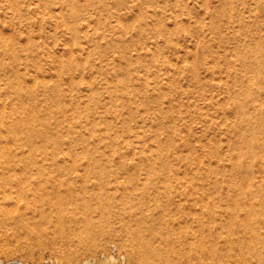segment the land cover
Returning a JSON list of instances; mask_svg holds the SVG:
<instances>
[{
  "label": "rangeland",
  "instance_id": "obj_1",
  "mask_svg": "<svg viewBox=\"0 0 264 264\" xmlns=\"http://www.w3.org/2000/svg\"><path fill=\"white\" fill-rule=\"evenodd\" d=\"M44 1L0 0V34L5 36L0 38L4 40L0 43V110L9 113L14 106H24L28 110L37 107V116H40L53 107L57 113L50 112L46 121L40 117V121L34 123L51 134V138L53 133L54 138L59 135L55 138L59 142L50 139L51 143L41 136L34 138L38 151L33 150L34 157H28L29 160L26 156L30 152L28 145L17 144L5 128L1 133L2 141L12 144L8 143L17 153H14L17 160L26 158V162L16 160L19 163L13 166L0 167V172L6 169L0 176H14L9 178L11 182L0 179V193L6 190L13 196L6 197V201L0 200V264L14 261L83 264L85 260L92 264H150L151 255L146 246L121 231L122 226H134L133 229L155 226L164 232L170 229L175 241L178 238L182 241L199 239L196 233L213 228L218 236L221 234L219 240L224 244L221 240L225 237L221 236H234V226H230L231 230L224 224L228 218L224 215L225 208L218 211L219 203L225 206L232 197H238V186L246 185L248 179L246 163L240 164V168L230 164V157L242 144L238 130L231 124L237 118L232 100L243 88L241 82H233L230 62L233 51L238 48L245 50L258 40H262L264 46V0H99V3L104 2L103 7L102 3L95 5L97 0H76L84 17L78 24L79 36L64 25L69 12L66 4L71 1L53 0L49 7ZM90 38H95L96 42ZM5 39L6 44L15 46L18 52L11 50V54ZM112 46L117 52L121 50L119 46L123 47L120 55ZM148 49H153L149 51L151 55ZM157 49L162 54L160 57ZM71 50L75 55H71ZM153 52L159 57L158 61L154 60ZM68 61L79 64L73 67V73L68 70L67 66L71 64ZM112 63L121 66L119 73ZM240 65H237L238 71L245 73L247 68ZM127 68L131 70L130 75ZM15 80L22 91L16 87L10 89L8 82ZM109 83L114 88L117 84V88L123 90L117 91L122 92L121 99L115 95V89H107ZM92 92L99 96V103L94 104L90 97ZM252 96L259 99L255 103L263 110L257 116L264 121V74L260 77L259 91ZM59 97L62 100L60 109L57 105ZM86 105L92 110L88 119L83 115L81 121L74 122L71 118L74 108L84 109ZM111 105L116 112L108 111ZM107 121L113 126L112 134L117 133L120 137L114 144L117 146L113 150L115 153L107 144L108 139L98 141L87 134L89 122H101L104 126ZM73 130L75 134H87L89 140L85 137L86 143H74ZM100 133L105 134L104 131ZM156 142L166 146L160 154L153 148ZM150 149L158 156L155 164L142 159L141 150L152 154ZM77 152L86 158L81 155L80 159L76 158ZM92 153L96 156L114 153L115 159L95 161L89 158ZM119 154L124 155L122 161L117 158ZM263 158L264 154L259 152L253 159L254 180L258 185L263 183L260 189L254 188L257 191L254 190L253 196L264 193ZM220 189L228 193H221ZM242 197V202L247 200L246 196ZM207 203L218 205L219 214L212 213L216 217L209 218L212 215L204 213L203 205ZM197 216L209 219L210 226H199ZM62 226L82 227L74 236ZM233 245V249L244 247L241 248L242 254L244 252L242 264H264L263 246L250 249L246 242L238 245L236 241Z\"/></svg>",
  "mask_w": 264,
  "mask_h": 264
},
{
  "label": "bare ground",
  "instance_id": "obj_2",
  "mask_svg": "<svg viewBox=\"0 0 264 264\" xmlns=\"http://www.w3.org/2000/svg\"><path fill=\"white\" fill-rule=\"evenodd\" d=\"M52 1L53 0H45L44 4L49 7L51 4H52ZM67 1H71L69 4H66L68 6L67 9H69L68 11L67 10H64L66 12H68V17L66 18V22H65V27L67 28V30L69 29L73 34L77 35L79 33V29H80V25L79 24V21L81 19H83L84 17H82V14H81V9H79V5H77L76 3V0H67ZM78 1V0H77ZM80 1V0H79ZM84 1V0H82ZM102 1V0H100ZM105 1V0H103ZM118 1V0H116ZM121 1V0H120ZM85 2H89V0H86ZM84 2V3H85ZM93 2V1H92ZM98 2V4H97ZM96 4L95 5H100V2L99 3V0H97ZM119 2V1H118ZM255 2V1H254ZM54 3V2H53ZM65 3V2H64ZM81 3V2H80ZM104 3V2H103ZM103 3L100 5L101 7H103ZM256 3V2H255ZM83 4V3H82ZM88 4V3H87ZM90 4L92 5L91 1H90ZM106 4V2H105ZM45 6V7H46ZM66 6V7H67ZM86 6V4L84 5V7ZM90 6V5H89ZM232 5H231V8H230V14L232 15L233 13V9H232ZM66 9V8H65ZM225 9V8H224ZM232 9V10H231ZM156 13H158L157 10H155ZM63 13V11H61ZM67 15V14H66ZM62 17V16H61ZM63 17L65 18V14L63 13ZM62 17V18H63ZM101 18V17H100ZM68 19V21H67ZM86 19V18H85ZM120 20V19H119ZM64 21V20H63ZM89 21V20H88ZM98 21V20H97ZM100 21V20H99ZM122 21V20H121ZM142 21V20H141ZM159 21V20H158ZM139 22V20H138ZM88 23V22H87ZM84 24V23H83ZM141 24V23H140ZM120 25V24H119ZM122 25V23H121ZM120 25V26H121ZM142 25V24H141ZM124 24L121 26L123 27ZM158 26V25H157ZM120 27V28H121ZM126 27V26H125ZM124 27V28H125ZM141 27V26H140ZM147 27V26H146ZM160 27V26H159ZM242 27V26H241ZM145 28V27H142V29ZM122 29V28H121ZM141 29V28H140ZM160 29V28H159ZM158 29V30H159ZM85 30V29H84ZM157 30V29H156ZM142 31V30H141ZM147 31V30H146ZM89 32V31H88ZM87 32V33H88ZM70 33V32H69ZM156 33V32H155ZM162 33H163V30H162ZM161 33V34H162ZM165 33V32H164ZM72 34V35H73ZM102 34V33H101ZM80 34H78L79 36ZM86 35V34H85ZM98 35V33H97ZM104 35V34H102ZM102 35H99L102 37ZM251 35V34H250ZM4 36V35H3ZM3 36L0 34V38H3ZM77 36V37H78ZM90 36V35H89ZM88 36V37H89ZM92 36V35H91ZM90 36V37H91ZM98 36V37H99ZM5 37V36H4ZM86 36V38H88ZM93 38V37H92ZM97 38V37H96ZM103 38V37H102ZM89 39V38H88ZM91 39V38H90ZM95 39V38H94ZM93 39V40H94ZM92 40V39H91ZM92 40V41H93ZM1 41H4L3 39L0 40V43ZM6 41V39H5ZM95 42H96V39H95ZM109 42V41H108ZM5 44L7 43L4 42ZM4 43H2L4 45ZM77 45L79 46V42H76ZM74 43V44H76ZM98 43H100V41H98ZM98 43H95L96 46H98L99 44ZM98 44V45H97ZM102 44V42H101ZM100 44V46H101ZM109 44V43H108ZM121 44V43H120ZM2 45V46H3ZM7 47L8 44H6ZM76 45V46H77ZM82 45V44H81ZM95 45L93 47H95ZM1 46V45H0ZM99 46V48H100ZM118 46V45H117ZM113 47V46H112ZM250 48H247V49H241V48H238L236 49L235 51H233L232 53V57H231V66L233 67L232 69V73L231 75H233L232 79H233V82H241V86L243 87L242 89H240V91H238V94L233 98L232 100V105H233V110L235 111V113L237 114V118L235 120L232 121V126L235 127V130H238L239 132V135H240V139H239V143H242L240 148L238 149V151L235 153L234 156H231V163L233 166H238L240 168V164H243V163H246V166L248 167V179L247 180V183L246 185H241V186H238V197L236 198H233L232 197V201H230V199H228L230 201V203L228 202V204H226L225 206L222 204L219 203L220 206L218 205H209L208 203L203 205V210L206 211L204 213H209L211 214L212 216H209L210 217H214L215 215L213 214H216L218 211L220 212V208H225V213L224 215L227 216V221L226 223H224L226 226H229V228L232 231V237H230V235L228 236V234L224 235V236H221V237H225V240H221V241H224V244H222V242H220L219 240V235L218 236V232L217 230L215 231L213 228L212 229H209L208 231L206 229L203 230L204 226H210L211 224V221H208L206 219H201L199 220L198 219V222H199V226H203V228H201V230H203L204 233H202L201 231V234L199 235L198 233L197 236H199V239L198 238H195L196 240H189L187 241L186 240H181V238H178V242L175 241L174 237L172 236L171 232H170V229L167 230V232H164V231H161V228H160V231L158 230L157 227L155 226H144L143 228L142 227H138V229H133L134 226H122V230L121 231H124L129 237H131L132 239H136L138 241H141L145 246H146V249L150 252V255H151V258L148 259V262L150 264H242L243 261H241L242 259V251H241V248H244V247H240V246H237V247H240V248H237L234 247L233 245V242H238V245L240 242H246L248 244L247 247H249L250 249L251 248H255L256 247L258 248L259 246H263L264 247V193H260V194H257V195H252L253 192L255 194V191L256 187H258L259 189L261 187H263V183L260 182L261 184L258 185L257 183L258 182H255L256 180H254V177L256 176H253V172H252V166L253 165V159L254 157L259 153V152H262L264 154V121L262 120V118L258 117L257 115L260 114L258 113L259 111H262L263 108H260L259 105L257 103H255L256 101H259V99H255L252 94L256 93L257 91H259V88H260V77L264 74V46H263V43H262V40L261 41H256L254 44L250 45L249 46ZM98 48V49H99ZM119 48H122L123 47H120ZM118 48V49H119ZM5 49V48H4ZM11 52H16L17 49L15 46H10L8 48ZM79 49V48H78ZM80 49H81V46H80ZM96 49V47L94 48V50ZM113 49L115 50L116 49V52H117V48L116 47H113ZM6 50V49H5ZM8 50V51H9ZM16 50V51H15ZM75 50V49H73ZM73 50H71L70 52H72L71 55H75ZM84 50V48L82 49ZM121 50L119 52H121ZM150 50H153V49H150ZM148 49V52L150 51ZM126 51V50H125ZM158 51V49H157ZM11 52V54H12ZM18 52V51H17ZM119 52H117L119 54ZM155 52V51H154ZM153 52V55L156 59H154L155 61H158V58L160 57L161 52L158 53L157 55H159V57L157 58L155 55L156 53ZM49 53V52H48ZM15 54V53H14ZM145 56L146 54H148L147 52L144 53ZM149 54L151 55V52H149ZM20 55V54H19ZM120 55V54H119ZM126 55V54H125ZM152 55V56H153ZM16 56V55H15ZM14 56V57H15ZM144 56V57H145ZM149 56V55H148ZM146 56V57H148ZM17 57V56H16ZM74 57V56H73ZM121 57V56H120ZM151 57V56H150ZM70 58V56H69ZM153 58V57H152ZM80 59V58H79ZM81 60V59H80ZM79 61V60H78ZM69 62V61H68ZM77 62V61H76ZM73 63V62H69L71 63L70 65H68V70H70L72 73H73V70H74V66H76L77 64ZM62 63V62H61ZM79 63V62H78ZM81 63V62H80ZM115 63V62H114ZM112 63V67L116 64ZM41 64V62H40ZM39 64V65H40ZM241 64V65H240ZM38 65V66H39ZM63 65L62 64V68H63ZM79 65V64H78ZM77 65V66H78ZM81 65V64H80ZM146 65V64H145ZM237 65L239 66H245L247 69H246V72L243 73L242 71H238L237 69ZM41 66V65H40ZM66 67V69H67ZM74 67V68H73ZM121 66H114V68L118 71V68H120ZM42 67H40L41 69ZM61 68V67H60ZM78 69V68H77ZM242 69V68H241ZM42 70V69H41ZM81 70V69H80ZM127 73H129V75L131 74V70L130 68H127ZM243 70V69H242ZM63 71V70H61ZM69 71V72H70ZM16 72V71H15ZM59 72V71H58ZM57 72V73H58ZM75 72V71H74ZM62 74V72H60ZM119 73V71H118ZM70 74L71 76V73H68V75ZM120 74L122 75V68H121V71H120ZM17 75V73H16ZM21 75V74H20ZM59 75V74H58ZM117 75V74H116ZM124 75V74H123ZM63 77V76H62ZM73 77V76H72ZM14 78V77H13ZM22 78V77H21ZM24 78V77H23ZM75 78V77H74ZM74 78H72V80L74 81ZM119 78V77H118ZM37 79V78H36ZM70 79V78H69ZM65 80V79H64ZM79 80V79H78ZM80 80H83V78H80ZM79 80V81H80ZM125 80V79H123ZM16 82H8V85H10V89H12V87H16V88H20V91H22V88L21 86H18L19 84L17 83L18 80H15ZM37 81V80H36ZM40 81V80H39ZM37 81V82H39ZM76 81V80H75ZM79 81L77 83H79ZM90 81V80H89ZM119 81L122 83V77L119 79ZM130 81V80H129ZM6 82V83H7ZM22 82V81H21ZM42 83V81H40ZM71 82V80L69 81ZM81 82V81H80ZM36 83V82H34ZM93 84V82H91ZM159 83V82H158ZM40 84V83H39ZM51 84V83H50ZM57 84V83H55ZM60 84V83H59ZM72 84V83H71ZM115 84V83H114ZM236 84V83H235ZM43 85V84H42ZM48 85V84H47ZM77 85V84H76ZM80 85V84H79ZM33 86V85H32ZM32 86H30L32 88ZM37 86V85H36ZM44 86V85H43ZM58 86V85H57ZM56 86V87H57ZM72 86V85H71ZM34 87V86H33ZM40 87V86H39ZM55 87V88H56ZM60 87V86H58ZM62 87V86H61ZM93 87V85H92ZM115 86L111 85L109 83V85H107V89L112 91V88L115 89V95L118 97V98H122V92L118 93L117 91H123V90H120L119 88H117V84H116V88H114ZM28 88V87H27ZM35 88V87H34ZM43 88V87H42ZM75 88V87H74ZM121 88V87H120ZM25 89V88H23ZM47 89V88H46ZM49 89V88H48ZM48 91V90H47ZM24 92V91H23ZM26 92V91H25ZM30 92V91H29ZM37 92V91H36ZM54 92V91H53ZM56 93V92H55ZM61 93V92H60ZM58 93L60 96L62 94ZM1 94V93H0ZM21 94V93H20ZM126 94H129V93H126ZM36 95V94H34ZM91 95V96H90ZM89 96L94 100V104L95 102H98L100 100L99 96L95 93V92H92ZM235 95V94H234ZM24 96V95H23ZM22 96V97H23ZM46 96V94H45ZM55 96V95H54ZM63 96V95H62ZM260 96V95H258ZM48 97H51V96H48ZM58 97V96H57ZM56 97V98H57ZM67 97V96H66ZM71 97V96H70ZM21 98V97H20ZM29 98V97H28ZM60 98V97H59ZM63 98V97H62ZM90 98V99H91ZM25 99V98H24ZM33 99V98H32ZM51 99V98H50ZM53 99V98H52ZM91 99V100H92ZM115 99V97H114ZM1 100H4V99H1ZM19 100V99H18ZM116 100V99H115ZM55 101V100H54ZM53 101V103H55ZM122 102V101H121ZM41 103V102H40ZM66 103V102H64ZM99 103V102H98ZM116 103V102H114ZM6 104V103H5ZM56 104V103H55ZM52 105V104H51ZM57 105L59 106V109L61 108L62 106V100L60 98V100L57 101ZM65 105V104H64ZM75 105V104H74ZM79 105V104H78ZM50 106V105H48ZM70 106V105H69ZM231 106V105H230ZM116 107H117V104H116ZM27 107H24V106H21V107H17V106H14V107H11L10 110H9V113H7L6 111H2L0 110V167H7L8 165H14L16 163H19L21 161L24 162L26 160V158H20L19 160H17V155H15L14 153L16 152H13L12 151V147L11 145H9L8 143H5L4 141H2V132H4V128L5 130H7L8 132H10V134L13 135V138L15 139L16 143L17 144H20V145H28L30 150L27 158L32 156L33 154H31V152L33 150H37V147L35 145L36 142L34 143V138H36L37 136H41L42 139L46 140V141H50L51 143V140L54 141V139L56 137H58L57 135H55L56 137L54 138V133L52 134L53 138L50 137V135L47 134V131L44 130V129H41L40 127H37L36 124L34 123V121H38L39 119H41L40 117H42V121L44 119V121H46V117L49 115V113L53 112L54 109L53 107H51L50 111L48 110V113L47 114H40V116H37L39 115V111L37 110V107L35 108H31L28 110H26ZM54 108H57V107H54ZM63 108V107H62ZM69 108V107H68ZM80 108V107H79ZM91 106H85L84 109L80 108L79 110L76 108H74L75 110L72 111V120L75 122V121H81V118L83 115L87 116L92 113V110H90ZM108 107H106L107 109ZM59 109H57L59 111ZM109 109V110H108ZM107 110L111 112H116L117 109L114 108V106H109ZM63 112H66V110H63L61 109ZM106 110V111H107ZM42 111V110H41ZM46 111V110H45ZM56 111V110H55ZM54 111V112H55ZM69 111V110H68ZM91 111V112H90ZM61 112V111H60ZM62 112V114H63ZM44 113V112H43ZM46 113V112H45ZM57 113V111L55 112ZM68 113V112H67ZM121 113V112H120ZM160 113V112H159ZM158 113V114H159ZM65 114V113H64ZM63 114V115H64ZM69 114V113H68ZM66 114V115H68ZM117 114V113H116ZM57 115V114H56ZM62 115V117H63ZM94 115V114H93ZM121 115V114H120ZM61 117V115H60ZM70 117V116H69ZM160 117V116H159ZM38 118V119H36ZM52 119V117H51ZM55 119V118H54ZM60 119V118H59ZM65 119V118H64ZM88 119V118H87ZM70 120V119H69ZM22 121H25L24 123H19V122H22ZM40 121V120H39ZM48 121V119H47ZM88 121V120H87ZM72 122V121H71ZM37 123V122H36ZM45 123V122H44ZM49 123V121H48ZM56 123V122H55ZM88 123V122H87ZM86 123V124H87ZM90 123V122H89ZM89 123L87 124V127L89 128V132L87 134L90 135V137L94 138L95 140H98V141H101L102 138L103 139H108V145L111 147H113L115 150L116 147L114 146V144L120 139L119 135L116 133H113V129H112V124H110L108 121L107 122H104V126L100 125L102 124L101 122H92L90 123V126ZM40 124V122H39ZM53 124V123H52ZM57 124H59L57 122ZM62 124V123H61ZM68 124V123H67ZM5 125V127H4ZM41 125V124H40ZM46 125V124H45ZM48 125V124H47ZM54 125V124H53ZM71 125V124H70ZM42 127L43 124L41 125ZM58 126V125H57ZM60 126V125H59ZM70 128V127H69ZM73 128V127H71ZM50 130V128H47ZM48 130V131H49ZM88 130V129H87ZM51 131V130H50ZM100 131H104L105 134H101ZM56 132V131H55ZM66 132V131H64ZM84 132V131H83ZM237 132V133H238ZM50 133V132H48ZM73 135L71 136L73 142L77 141V142H85V137L87 136V134H83L82 132H78V134H75V130H73ZM236 133V134H237ZM140 136V135H138ZM41 137L39 138L41 140ZM61 137V135H60ZM237 137V136H236ZM235 137V138H236ZM38 138V137H37ZM88 139V137H86ZM233 138V139H235ZM4 139V138H3ZM51 139V140H50ZM86 139V140H87ZM232 139V138H231ZM58 141V139H55ZM60 140V139H59ZM89 140V139H88ZM61 141V140H60ZM91 141V140H90ZM230 143H231V140H229ZM234 141V140H233ZM7 142V141H6ZM45 142V141H44ZM74 142V143H75ZM97 142V141H96ZM46 143V142H45ZM49 143V144H50ZM86 143V142H85ZM91 143V142H90ZM98 143V142H97ZM103 143V142H102ZM120 143V142H119ZM118 143V144H119ZM57 144V143H56ZM60 144V143H59ZM62 144V143H61ZM100 144V143H99ZM94 145V144H93ZM217 145V144H216ZM19 146V145H18ZM44 146V145H43ZM53 146V145H52ZM239 146V145H238ZM47 147V146H46ZM71 147V146H70ZM166 147V146H165ZM164 147V144H162V142H156L155 145H154V150L156 149L158 151V153L160 154V152L162 153V151L165 149ZM211 147V146H210ZM15 148V147H14ZM20 148V146H19ZM24 148V146H23ZM22 148V149H23ZM28 148V147H27ZM61 148V147H60ZM214 148V147H213ZM45 149V148H44ZM152 149V148H151ZM150 149V150H151ZM233 149V148H232ZM17 150H18V147H17ZM16 150V151H17ZM47 150V148H46ZM54 150V149H53ZM149 150V149H148ZM153 150V149H152ZM151 150V151H152ZM211 150V149H210ZM216 150V148H215ZM34 151V152H36ZM86 151V150H84ZM83 151V153H84ZM142 153H143V150H141ZM140 151V153H141ZM18 152V151H17ZM33 152V153H34ZM75 152V151H74ZM94 152V151H93ZM114 152V151H113ZM146 152V151H145ZM148 152V151H147ZM141 153V155H143V158L142 156H140V158L144 159V160H148L150 161L152 164H155L157 161H158V156L156 157V152L153 153L152 151V154L151 153ZM81 154L80 153H75L76 154V158H79L80 155L81 156H86L84 154ZM108 153V152H107ZM107 153H100L101 155L99 156H96L97 154L96 153H92L91 156L89 155V158H94L96 159L95 161H100L105 159L107 161L109 160H112L113 158L115 159L114 157V153H110V154H107ZM118 153V152H117ZM17 154V153H16ZM73 154V153H72ZM96 154V155H95ZM212 154V153H211ZM14 155V156H13ZM74 155V154H73ZM88 155H87V158H88ZM162 155V154H161ZM25 156V155H24ZM37 156V155H36ZM53 156V155H52ZM15 159H14V158ZM34 157V155L32 156ZM82 157V158H83ZM117 157V156H116ZM124 155L123 154H119V157H117L118 159H120L121 161L124 159L123 158ZM162 158V156H160ZM165 157V156H164ZM31 158V157H30ZM74 158V159H76ZM86 158V157H84ZM170 158V157H169ZM25 159V160H24ZM29 159V158H28ZM34 159V158H33ZM73 159V158H72ZM71 159V160H72ZM80 159V158H79ZM89 159V161H90ZM113 159V160H114ZM136 159V158H135ZM264 159V158H263ZM19 161V162H16ZM30 160V159H29ZM36 161V158L34 159ZM112 160V161H113ZM137 160V159H136ZM161 160V159H160ZM261 160V159H260ZM80 161V160H79ZM93 161V159L91 160ZM116 161V160H115ZM138 161V160H137ZM165 161V160H164ZM26 162V161H25ZM24 162V163H25ZM34 162V161H33ZM101 162V161H100ZM131 162V161H130ZM169 162V160L167 161ZM96 163V162H94ZM122 163V162H121ZM149 163V162H148ZM151 164V165H152ZM165 164V163H164ZM161 165V164H160ZM258 165V164H257ZM9 166V167H10ZM20 167V165H19ZM23 167V166H22ZM154 167V166H153ZM152 167V168H153ZM246 167V168H247ZM12 168V167H11ZM25 168V167H24ZM27 168V167H26ZM9 168H7L8 170ZM215 169V168H214ZM213 169V170H214ZM229 169V168H228ZM237 169V168H236ZM10 170V169H9ZM14 170V169H13ZM22 170V169H21ZM220 170V169H219ZM235 170V169H234ZM4 171L6 172V169H4ZM3 170L2 172L5 173ZM11 171V170H10ZM16 171V170H15ZM27 171V170H26ZM215 171H218V170H215ZM236 171V170H235ZM254 171V170H253ZM0 172V173H2ZM9 172V171H8ZM13 172V171H12ZM23 172V171H22ZM61 172V171H60ZM220 172V171H218ZM218 172H216V174H218ZM232 172V171H231ZM11 173V172H9ZM19 173V172H18ZM26 173V172H25ZM45 173V172H44ZM156 173V172H155ZM234 173V172H233ZM128 174V173H127ZM255 174V173H254ZM15 175V173H14ZM26 175V174H25ZM155 175V174H154ZM204 175V174H203ZM13 174H9V175H1L0 176V179L2 178H6V181L8 179L9 182H11L9 180L10 177H12ZM16 176V175H15ZM30 176V175H29ZM42 176V175H41ZM127 176V175H126ZM157 176V174L155 175ZM163 176V175H162ZM209 176V175H208ZM218 176V175H217ZM216 176V177H217ZM236 176V175H235ZM234 176V177H235ZM14 177V176H13ZM132 177V176H131ZM150 171L147 173V179L149 180L150 178ZM152 177V176H151ZM207 177V176H206ZM211 177V176H210ZM209 177V178H210ZM233 177V178H234ZM156 178V177H155ZM11 179V178H10ZM22 179V178H21ZM237 179V177H236ZM256 179V178H255ZM238 180V179H237ZM263 180V179H262ZM4 180L3 183L6 182ZM31 181V180H29ZM216 181V180H215ZM213 180V182H215ZM220 181V180H219ZM230 181V180H229ZM240 181V180H239ZM260 181V180H258ZM21 182V181H20ZM24 182V180H23ZM40 182V181H38ZM236 182V180H235ZM2 183V181H1ZM0 183V184H1ZM37 183V182H36ZM41 183V182H40ZM230 183V182H228ZM234 182L232 181L231 184L235 187V184H233ZM9 184V183H8ZM19 184V183H18ZM216 184H218V182H216ZM231 184H227V185H231ZM3 185V184H2ZM5 185V184H4ZM23 185V184H22ZM39 185V184H38ZM171 185V184H170ZM215 185V184H214ZM238 185V184H237ZM7 186V185H6ZM15 186V185H14ZM28 186V185H27ZM27 186L25 187V184H24V187L27 188ZM40 186V185H39ZM42 186V185H41ZM169 186V185H168ZM218 186V185H217ZM10 187V186H9ZM23 187V186H22ZM223 187V186H222ZM232 186H230L231 188ZM2 188V187H1ZM13 188V187H12ZM167 188V187H166ZM219 188V187H218ZM221 188V187H220ZM227 187V190L230 191L231 189L234 191L233 187L230 189ZM237 188V186L235 187V189ZM257 188V189H258ZM7 189V188H5ZM4 189V190H5ZM224 189V188H223ZM226 189V188H225ZM230 189V190H229ZM8 190V189H7ZM222 189H220L219 192H221ZM213 191V190H212ZM223 191V190H222ZM225 191V190H224ZM221 192V193H228V192ZM236 191V190H235ZM257 191V190H256ZM22 191L20 190V193ZM36 192V190H35ZM165 192V191H164ZM163 192V193H164ZM168 192V191H167ZM218 192V191H217ZM218 192V193H219ZM232 192V191H231ZM237 192V191H236ZM260 192V191H259ZM2 193V192H1ZM0 193V194H1ZM39 193V192H38ZM127 193V192H126ZM221 193H220V196H221ZM230 193V192H229ZM258 193V192H257ZM170 195V192L168 193ZM233 194L236 195L235 192H233ZM232 194V196H234ZM250 194L252 195V197L250 198ZM72 195V194H71ZM159 195V194H158ZM249 195V196H248ZM0 200L3 199L5 200L6 197H13L12 196V192H7L6 190L4 191V193H2L0 195ZM43 196V195H42ZM219 196V197H220ZM226 196V195H225ZM242 196H246V201L249 200L250 203L246 204L247 202L243 200L242 202ZM169 197V196H167ZM171 197V196H170ZM222 197V196H221ZM249 197V198H248ZM25 198V197H24ZM35 198V197H34ZM209 198V196H208ZM228 198V197H227ZM42 199V198H41ZM170 199V198H169ZM213 199V197H212ZM2 200V201H3ZM8 200V199H7ZM58 200V199H57ZM62 200V199H61ZM217 200V199H216ZM6 201V200H5ZM49 201V200H48ZM47 201V202H48ZM53 201V200H52ZM59 201V200H58ZM203 201V199H202ZM17 202H20V201H17ZM222 202V201H221ZM226 202V203H227ZM245 202V205H243V203ZM6 203V202H5ZM27 203V202H26ZM211 203V202H210ZM217 203V202H216ZM224 203V202H223ZM35 204V203H34ZM219 207V210L216 208V207ZM224 206V207H223ZM202 209V208H201ZM3 210V209H2ZM164 210V209H163ZM218 210V211H217ZM218 212V214H219ZM156 213V212H155ZM213 213V214H212ZM224 213V212H223ZM137 214V213H136ZM167 214V213H166ZM85 215V214H84ZM87 215V214H86ZM155 215V214H154ZM89 216V215H88ZM153 216V215H152ZM166 216V215H165ZM200 216V215H199ZM81 217V216H80ZM149 217V215H148ZM164 217V216H162ZM216 217V216H215ZM76 218V217H75ZM129 218V217H127ZM156 218V217H155ZM84 219V218H83ZM87 219V218H86ZM150 219V218H149ZM154 219V218H153ZM159 219V218H158ZM167 219V218H166ZM212 219V218H211ZM226 219V218H225ZM126 220V219H124ZM136 220V219H135ZM138 220V219H137ZM165 220V219H164ZM79 221V220H78ZM158 221V220H157ZM216 221V220H215ZM62 222V221H61ZM69 222V221H68ZM159 222V221H158ZM214 222V221H213ZM163 223V222H162ZM158 224V223H157ZM216 224V222H215ZM219 224V223H218ZM192 225V224H190ZM195 226V225H194ZM213 226V225H212ZM230 226H234V228L232 229V227ZM237 226V227H235ZM250 226V227H248ZM81 227L82 226H65L63 228L62 226V229H68L69 232H72L73 235H77L78 233H80V230H81ZM121 226H118V228H120ZM221 227V226H220ZM223 227V225H222ZM219 228V227H218ZM115 230L118 231V229L116 228ZM164 230V229H162ZM166 230V229H165ZM172 230V229H171ZM230 230V231H231ZM56 231V230H55ZM66 233V230H64ZM98 231V230H97ZM175 231V229L173 230ZM172 231V233H173ZM205 231H207L205 233ZM215 231V232H214ZM227 231V230H226ZM229 231V232H230ZM68 232V231H67ZM228 232V231H227ZM60 233V232H59ZM70 233V234H72ZM86 233V232H85ZM56 234V233H55ZM63 234V232L61 233ZM69 234V233H67ZM66 234V235H67ZM195 234V235H196ZM231 234V233H230ZM175 235V233L173 234ZM203 238H202V236ZM57 236V235H56ZM71 236V235H70ZM187 236V235H186ZM55 237V236H54ZM196 237V236H195ZM201 237V239H200ZM176 238V236H175ZM190 239V238H189ZM194 239V238H193ZM69 240V239H68ZM140 242V243H141ZM113 243V242H112ZM138 244V243H137ZM233 249V250H232ZM247 249V248H246ZM251 250H249L248 252H250ZM254 251V250H253ZM248 254V253H247ZM244 256V252L242 254ZM114 257L112 256V259ZM247 260L250 261V259L248 257H246ZM83 264H92V262L90 260H85Z\"/></svg>",
  "mask_w": 264,
  "mask_h": 264
},
{
  "label": "built area",
  "instance_id": "obj_3",
  "mask_svg": "<svg viewBox=\"0 0 264 264\" xmlns=\"http://www.w3.org/2000/svg\"><path fill=\"white\" fill-rule=\"evenodd\" d=\"M11 264H29L28 262H20V261H14Z\"/></svg>",
  "mask_w": 264,
  "mask_h": 264
}]
</instances>
